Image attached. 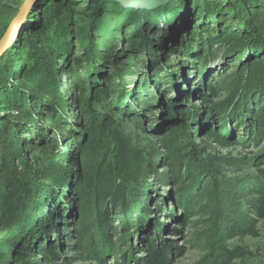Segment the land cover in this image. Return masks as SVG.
Returning a JSON list of instances; mask_svg holds the SVG:
<instances>
[{
	"label": "trees",
	"instance_id": "obj_1",
	"mask_svg": "<svg viewBox=\"0 0 264 264\" xmlns=\"http://www.w3.org/2000/svg\"><path fill=\"white\" fill-rule=\"evenodd\" d=\"M92 1L86 2L95 11ZM175 7L127 10L130 49L158 57L150 29L173 18ZM192 10L197 24L187 43L171 49L186 64L149 84L166 95L161 85L171 78L179 94L163 103L165 129L132 136L124 127V115H133L128 101L149 107L154 97L148 82L138 80L129 90L126 78L135 70L129 62L111 61L114 41L101 50L95 34L102 19L77 22L82 51L76 57L68 4L33 5L27 21L36 16L32 29L40 46L18 57L14 39L0 55V264H71L74 257L64 254L85 247L103 260L100 246L114 249V213L132 220L138 204L147 215L163 212L160 204L150 206L145 192L151 173L161 184L199 187V209L218 243L254 234L256 218L264 219V157L229 149L258 148L264 140V0H193ZM63 76L69 95L62 91ZM158 224L137 264H171L183 255V247L156 242L165 230ZM93 232L97 244L88 245ZM215 246L200 264H229L241 255L239 248Z\"/></svg>",
	"mask_w": 264,
	"mask_h": 264
},
{
	"label": "rangeland",
	"instance_id": "obj_2",
	"mask_svg": "<svg viewBox=\"0 0 264 264\" xmlns=\"http://www.w3.org/2000/svg\"><path fill=\"white\" fill-rule=\"evenodd\" d=\"M60 1L66 2L70 10L73 22L71 29L75 39L74 56L79 57L82 51L78 43L80 37L76 33L77 22L85 24L88 18L98 15L104 24L103 28L95 34L97 44L101 50H108L114 41L115 49L109 53L111 61L114 60L120 65L126 62L133 65L135 73L126 78L129 90L134 88L133 86L138 80L144 84L148 82L149 85L154 80L163 78L162 76L167 74L170 68L176 72L183 69V62L186 64L187 58L180 52L179 54H172L171 49L184 42L187 43V32L197 24L192 10L193 0H93L91 3L97 6L95 11L91 9L92 6L90 8V5L86 2L87 0ZM24 2L25 0H0V39L12 24ZM175 2L176 7L171 8V10H174L173 18H163L161 23L156 28L150 29L149 32L158 57L150 53L131 50L126 40L131 37L133 27L130 25L132 21H125L127 10L153 11L169 4L173 7ZM34 18L36 19V16L28 21L26 19L23 24L27 23L20 27L14 38V47L15 51L18 52V57L24 56L31 45L40 46L38 34L32 29L35 22ZM170 21L175 23L168 26L164 24ZM122 22L125 23L122 24ZM134 52H139V54H136L137 58ZM180 60L181 63L176 62ZM70 62H72V59ZM216 62V60L212 61V66ZM109 65V62L106 63L107 69L112 72ZM62 84V91L64 94L69 95L71 92L70 83L65 76H63ZM149 86L148 94L154 97L149 107L140 106L132 100L128 101L129 108L127 110L131 111L133 115L131 117L124 115V127L126 132L132 136H143L151 132L150 130L156 133L163 131L165 129L163 103L168 95L174 98L179 96L171 78H168L161 85L162 90L166 91V95H161L160 92L158 94L154 84ZM123 108V110H126L125 107ZM69 113L70 120L75 123L76 111L71 110L70 107ZM49 122L47 123L49 124ZM153 141L156 142L155 137ZM196 141L199 142V139ZM229 151L238 154L244 153L248 157H264V140L258 148L251 146L244 151L240 149H229ZM164 171H166V168H161L159 172ZM185 172L187 171L183 170L182 174H186ZM181 184L183 185L181 186ZM183 186L188 188L183 189ZM193 187L188 182L179 184L166 182L161 184L158 173H151L145 185V192L150 196V206L152 208L153 205L154 208L159 204L162 206L163 212L161 214H144L141 206L137 205V200L135 201L137 205L135 208L136 214L132 220H126V215L118 216L114 213L113 227L115 230L110 233V243L114 246L113 252L111 253V249L107 250L109 243L99 245L101 249L103 248V260L107 263L99 259L89 247L84 249L71 248L64 255L74 257L70 260L71 264H137V260L143 258L145 254V250L142 248L143 242H145L148 235L156 236V232L160 227L159 222L165 225V230L160 231L161 236L155 238L156 242L163 241L173 246V250L179 247H183L184 250L183 255L174 257L175 261L171 264H200L215 250V245L218 244L224 245L228 249H240V257L229 264H264V219L256 218L257 223L254 234L230 235L226 236L223 242L218 243V240L209 234L210 224L207 222V217L199 209L200 202H202L197 192L199 187L196 189ZM182 215L187 217L184 223L177 219ZM141 220L144 222L142 223ZM94 234L97 233L93 232L87 237L85 242L88 245L97 244V242H94L95 238L93 239ZM73 242L78 241L74 239ZM125 253L129 255L128 261L122 259V255Z\"/></svg>",
	"mask_w": 264,
	"mask_h": 264
},
{
	"label": "water",
	"instance_id": "obj_3",
	"mask_svg": "<svg viewBox=\"0 0 264 264\" xmlns=\"http://www.w3.org/2000/svg\"><path fill=\"white\" fill-rule=\"evenodd\" d=\"M37 1L38 0H25L23 6L14 18L12 24L0 39V55L11 45L14 36L17 35L18 30L20 29L24 21L28 18L33 5Z\"/></svg>",
	"mask_w": 264,
	"mask_h": 264
},
{
	"label": "bare ground",
	"instance_id": "obj_4",
	"mask_svg": "<svg viewBox=\"0 0 264 264\" xmlns=\"http://www.w3.org/2000/svg\"><path fill=\"white\" fill-rule=\"evenodd\" d=\"M15 36H16V35H15ZM15 36H14V38H15ZM14 38H13V40H14ZM13 40H12V41H13Z\"/></svg>",
	"mask_w": 264,
	"mask_h": 264
}]
</instances>
